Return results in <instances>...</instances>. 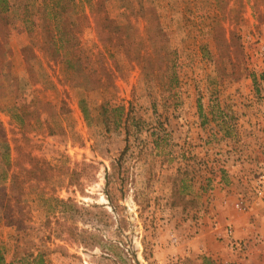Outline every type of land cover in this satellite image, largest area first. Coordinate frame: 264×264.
I'll return each mask as SVG.
<instances>
[{
	"label": "rangeland",
	"instance_id": "rangeland-1",
	"mask_svg": "<svg viewBox=\"0 0 264 264\" xmlns=\"http://www.w3.org/2000/svg\"><path fill=\"white\" fill-rule=\"evenodd\" d=\"M23 1L0 28L5 260L20 225L47 264H264L247 259L264 234V0H75L59 51L42 16L62 19Z\"/></svg>",
	"mask_w": 264,
	"mask_h": 264
},
{
	"label": "trees",
	"instance_id": "trees-1",
	"mask_svg": "<svg viewBox=\"0 0 264 264\" xmlns=\"http://www.w3.org/2000/svg\"><path fill=\"white\" fill-rule=\"evenodd\" d=\"M28 3V2H27ZM27 3L23 0H0V28L2 30H6L8 27V23L10 22V14L9 12H16L19 11L20 8L26 7ZM26 5V6H25ZM75 5V0H42L39 5H36V9L39 10H44L47 9L48 12L47 14L55 15V17H60L62 21L55 22L54 26L52 24H49L46 21L45 14L42 16V21L44 23V27L47 31L51 32L52 34V45H53V51H59L62 49H69L72 46V32L69 27V20L68 17L71 15L77 16L76 13H74V6ZM107 16L103 17V22L106 21ZM117 27V26H116ZM117 30L120 29V27L116 28ZM55 49V50H54ZM80 54V53H79ZM78 54V55H79ZM77 59L80 60V57L77 56ZM67 62H70L67 60ZM92 72V71H91ZM93 72H95L93 70ZM100 78L96 82H99ZM101 109V115L103 116V119L105 121L106 127L109 129L111 125L113 126H118L120 123L119 118H111L108 114L114 112V110L108 107L107 103L103 102L100 105ZM200 110V106H199ZM49 164V163H47ZM37 165V164H36ZM39 167V166H38ZM28 168H21L22 172L27 171ZM36 170L40 171L39 169L34 168L32 170L29 169L26 174H29V172L35 173ZM43 173V171H41ZM20 172H13L11 175V187H10V196H19L21 195L25 189H23V185L25 182H27V176L26 174H23L21 178L19 179ZM22 174V173H21ZM184 172L181 174V172L177 171L176 174V180L174 182L175 187L178 182L179 184V189L174 190L175 193L178 191L181 192L184 190L185 182H184ZM23 184V185H22ZM19 190V191H18ZM16 191L17 194H16ZM173 191V192H174ZM41 195V194H39ZM15 196V197H16ZM183 194H180V197H182ZM45 201H52L55 202L54 204L57 205L61 212L67 213L68 210H78L79 207L75 205L73 202H70L61 198H56V197H46ZM67 228L73 229V225H67ZM26 228H30V226H23L20 227V225H17L16 228L14 229V232L11 234V239L13 241V250H12V255L9 261L5 260L4 254L1 251L0 247V264H47L46 258H45V253L38 247L36 244L31 240H28L32 245H30L27 240H24V236L26 234Z\"/></svg>",
	"mask_w": 264,
	"mask_h": 264
},
{
	"label": "crops",
	"instance_id": "crops-1",
	"mask_svg": "<svg viewBox=\"0 0 264 264\" xmlns=\"http://www.w3.org/2000/svg\"><path fill=\"white\" fill-rule=\"evenodd\" d=\"M248 10H249V13H250V8L248 7ZM259 81H262L261 82V88L262 87H264V79H261V80H259ZM260 85V84H259ZM226 192V190L224 189L223 191H222V193H225ZM236 199V198H235ZM221 200V205H223L224 203H226V201H225V199L224 198H222V199H220ZM220 202V201H219ZM253 211H255V210H253ZM244 213H248V212H244ZM250 213V212H249ZM241 217H244V218H246V216H243V215H240L239 213L238 214H236L235 216H232L231 217V220L230 221H232L233 222V226H234V229H235V235L237 236V237H244L245 235L243 234V229H242V225L244 224V220H247V219H243L242 221H241ZM260 218V216L259 217H257V219H259ZM250 220L248 219V222H249ZM250 223V222H249ZM236 227V228H235ZM250 228H251V226H250ZM249 230V229H248ZM250 232H251V238H252V240L254 241V242H261V243H259V247H255V248H253L250 252H248V253H250V255H248L247 254V259H251V258H253L254 259V261L255 262H264V234H262V232H260V234L258 235V234H256V233H253L252 232V229L250 230ZM261 245V246H260ZM245 259V258H244ZM243 262H246V260H243ZM246 263H248V262H246ZM248 264H251V262L250 263H248Z\"/></svg>",
	"mask_w": 264,
	"mask_h": 264
},
{
	"label": "built area",
	"instance_id": "built-area-1",
	"mask_svg": "<svg viewBox=\"0 0 264 264\" xmlns=\"http://www.w3.org/2000/svg\"><path fill=\"white\" fill-rule=\"evenodd\" d=\"M259 178H260L261 182L259 183V185H258V187H257V189H256V194L261 195V194H264V184H262V182H264V181H262V180H264V174H261V175L259 176ZM236 207H237L238 209H245L244 202H243L241 199L238 200V201L236 202ZM232 232H233V230H232V228L230 227V228L228 229L227 234L229 235L230 239L233 240V243H235V241H234L235 238H234V237L232 238Z\"/></svg>",
	"mask_w": 264,
	"mask_h": 264
}]
</instances>
